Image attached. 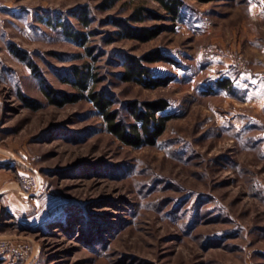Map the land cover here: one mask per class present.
<instances>
[{"label": "rangeland", "instance_id": "obj_1", "mask_svg": "<svg viewBox=\"0 0 264 264\" xmlns=\"http://www.w3.org/2000/svg\"><path fill=\"white\" fill-rule=\"evenodd\" d=\"M183 1L173 23L155 0H0V242L30 247L0 264H264L261 0ZM155 52L178 64L141 61L167 85L123 79ZM90 92L125 123L159 99L172 119L132 148ZM24 173L40 191H23Z\"/></svg>", "mask_w": 264, "mask_h": 264}, {"label": "trees", "instance_id": "obj_2", "mask_svg": "<svg viewBox=\"0 0 264 264\" xmlns=\"http://www.w3.org/2000/svg\"><path fill=\"white\" fill-rule=\"evenodd\" d=\"M116 1V0H114ZM161 6L167 16L166 20L177 23L183 19V10L185 2L183 0H155ZM201 3L219 2L224 0H198ZM139 12L132 15L133 21H143ZM127 37L148 41L155 37L156 33L148 29H134L125 25L118 24ZM65 32L68 36H74L78 41H81L79 33H70L65 27ZM23 61L25 57L17 50L13 49ZM144 60L131 59L125 63L126 71L123 74L125 81H132L146 86L147 88H157L168 84L169 80H158L153 77L151 71L145 67L141 61L147 63H156L164 61L178 66L177 62L169 57L162 55L159 52L147 55ZM78 87L83 90L87 89V84L83 80V76L77 82ZM217 87L221 90L233 92V85L229 79H223L217 82ZM49 95V94H48ZM84 96H79L81 99ZM99 110L101 116L106 122L107 131L115 136L118 140L132 148H141L143 146H153L166 130L167 123L172 119L170 115H164L170 104L167 100L159 99L151 102H144L140 105L134 104L130 109L132 123H125L123 120L117 119V115L113 112L111 101L99 92H90L85 96ZM51 101H53L51 99ZM65 101V100H63ZM61 103V102H60Z\"/></svg>", "mask_w": 264, "mask_h": 264}, {"label": "built area", "instance_id": "obj_3", "mask_svg": "<svg viewBox=\"0 0 264 264\" xmlns=\"http://www.w3.org/2000/svg\"><path fill=\"white\" fill-rule=\"evenodd\" d=\"M244 71H246V69H243V72ZM19 183L22 186L23 191L29 194L40 191L42 187L37 176L28 173L21 174ZM29 251L30 247L26 243L13 244L10 242H0V255L11 254L14 256H24L28 254Z\"/></svg>", "mask_w": 264, "mask_h": 264}, {"label": "crops", "instance_id": "obj_4", "mask_svg": "<svg viewBox=\"0 0 264 264\" xmlns=\"http://www.w3.org/2000/svg\"><path fill=\"white\" fill-rule=\"evenodd\" d=\"M251 4L253 5L251 8L252 10L256 11L257 13H260L261 16L264 17V0L259 1L258 3L254 2Z\"/></svg>", "mask_w": 264, "mask_h": 264}]
</instances>
